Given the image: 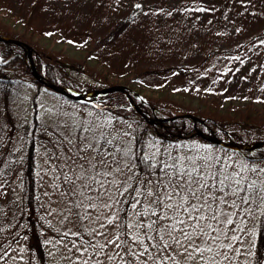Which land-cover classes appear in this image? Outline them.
<instances>
[{
    "label": "rangeland",
    "instance_id": "rangeland-1",
    "mask_svg": "<svg viewBox=\"0 0 264 264\" xmlns=\"http://www.w3.org/2000/svg\"><path fill=\"white\" fill-rule=\"evenodd\" d=\"M23 4L31 6V9L25 10L26 12L42 10L44 15L41 17H48L49 14L57 16L59 23L56 21V27L64 26L66 30L57 31L49 38L40 39L39 43L45 48L62 52L77 61L85 58L86 47H92L91 41L87 45H81L83 42L81 33L88 28L92 30L93 35L97 34L99 37L113 40L127 27L138 43L148 39L151 44H159L167 50L168 53H163L154 48L149 59L142 61L129 57V54L126 72L130 69L134 70L135 68L132 67L135 65L143 67L172 63L183 68L184 75H174L169 80L149 78L143 81L129 79L128 75L129 77L119 78L117 83L110 85L126 87L130 91L131 102L143 115L152 119L151 123L160 122L163 114L148 106L141 97L144 94L152 98L157 96L162 102L172 103L175 107L184 110V113L180 114H190L188 110L209 109L215 100L223 108L233 103L241 107L250 105L251 108L261 111L264 106L262 105L264 104V0H0L2 28L10 27L16 33L24 31L22 25L14 23V17L10 18L12 15L10 12H13L10 7L16 6L15 11L18 13L19 10L22 13ZM52 5L63 11L53 12L56 8ZM33 15L38 17L40 13L33 12ZM256 34H260L261 38L254 40ZM127 35L126 33V37ZM66 39L73 41L66 42ZM64 41L66 43H63ZM211 48H217L218 52L206 56ZM94 55L99 62L90 61L89 69L84 70L85 73L74 72L72 75L78 80L94 83L88 76L93 74V71L97 72L98 76H103V72L112 73L108 66V68L104 66L102 56ZM95 65H98L97 68ZM110 80L115 79L111 76ZM157 86L159 88H155ZM106 87H96L86 92L69 89L87 93ZM52 91L46 86L40 88L33 85L22 86L13 102L14 119L17 128H22V134L17 129L13 130L15 135L10 148L18 152L15 153V161L19 164L21 162L19 157L21 154L23 156L25 148L24 128L35 116L39 124L44 127L38 130L42 137L37 139L36 147V215L34 216L37 222H40V227L42 226L43 235H41L46 238L49 264H68V260L65 259L68 255L65 248L57 243L62 239L63 231L71 227L67 223H61L62 213L66 214L67 202V197L63 196L62 192L68 187L62 179L57 178L61 176L62 171H68L65 167L64 155L68 145L61 141L70 132L74 139L75 128L72 126L83 125L84 128L91 126L94 130L103 131L108 139L115 137L116 147L131 149L134 126L127 122L122 123L120 116L115 118L112 115L97 113L89 105L107 95L93 101L78 102ZM125 99L130 104L126 97ZM114 110L117 111L116 108ZM187 119L194 122L197 131L204 134L213 132L217 136L218 128L212 130L204 123ZM178 135L184 137L181 133ZM159 136H163V133ZM221 139L226 140L229 137H221ZM146 151V155L155 153L157 156L161 153L195 155L198 152L199 155L211 154L221 158L229 165L238 166L247 163L250 166L264 167L263 156L257 155L258 160L250 164L242 156L228 152L223 147L215 148L200 144L196 140L182 141L176 146L153 140ZM10 175L12 177L8 182L11 188L6 192L8 195L5 202L4 198L0 202V211L5 212L4 226L7 230L5 224L9 223L11 227L14 223L12 214L22 211L21 178L19 180L15 172H11ZM246 175L250 180L256 179L258 183L264 180V174L247 173ZM4 180L6 179L1 177V183ZM77 190L79 191L78 185ZM244 207L246 210L233 217L236 221L234 227L237 228L235 235L239 237L233 247L239 248L240 252L229 250L232 259L225 261L224 264L250 263L251 245L263 205L257 206L254 202ZM95 215L96 212H93V216ZM90 227H98V225L92 224ZM24 241L25 236H22L4 264L27 263L28 252Z\"/></svg>",
    "mask_w": 264,
    "mask_h": 264
},
{
    "label": "snow or ice",
    "instance_id": "snow-or-ice-1",
    "mask_svg": "<svg viewBox=\"0 0 264 264\" xmlns=\"http://www.w3.org/2000/svg\"><path fill=\"white\" fill-rule=\"evenodd\" d=\"M72 127L75 138L61 141L68 171L57 177L68 185L61 223L71 227L57 241L68 264H224L240 252L233 217L264 205V180L246 175L264 167L198 152L137 155L99 129Z\"/></svg>",
    "mask_w": 264,
    "mask_h": 264
},
{
    "label": "trees",
    "instance_id": "trees-1",
    "mask_svg": "<svg viewBox=\"0 0 264 264\" xmlns=\"http://www.w3.org/2000/svg\"><path fill=\"white\" fill-rule=\"evenodd\" d=\"M53 7L56 8L55 6ZM10 9L13 11L10 12L12 14L10 18L14 17V23L22 25L24 31L16 33L10 27L2 28L0 24V35L14 37L28 45L36 72L54 85L86 92L96 87L113 85L117 83V79L128 75L130 76L129 79L138 81L149 80V78L169 80L174 75H184V69L172 63L166 65H145L143 67L135 65L132 67L135 68L134 70L130 69L126 72L129 54V57L142 61L146 58L149 59L154 48L163 51V53H168L159 44L153 45L148 42V39L138 43L134 40L132 31L127 27L113 40H109L107 37H99L97 34L93 35L90 28L83 32L81 30L83 40L81 45H87L91 41L92 47L85 48L86 55L81 61L74 60L62 52H55L53 49L45 48L39 43L40 39L49 38L51 35H55L57 31L65 29L64 26L56 27V15L49 14L47 15L48 17H41V15H44L41 12L42 10L30 11L31 13L26 12L25 10L31 9V6L25 4H23L22 13L19 10L18 13L15 11L16 6L10 7ZM56 11L59 13L63 9L57 7L53 12ZM33 12L34 14L40 13V15L36 17ZM1 18L3 19L2 15H0ZM57 22L59 23V20ZM68 30L72 29L68 28ZM126 33L128 34L127 37ZM260 36V34H256L254 40L261 38ZM71 41L73 40L66 39V42ZM66 42L64 41L63 43ZM215 52H218V49L211 48L206 53V56L215 55ZM94 54L102 56V60L106 64L104 66H108L112 73L103 72V76H98L97 72L92 70L93 74L88 76L94 83L78 80L72 73H85L86 71L84 72V70L89 69L90 61L99 62ZM28 65L29 61L21 46L0 42V202L3 201L2 198H4L5 202L8 195L6 192L11 188L8 182L12 177L10 175L11 172H15V176L19 180L21 178L20 195L22 198V211L18 214H12L13 226L10 227L9 223L5 224L8 230L4 226L5 212L0 211V264L5 263L8 255L14 250L16 244L20 242L22 236H25L24 244L28 252L26 264H49L46 238L42 236V226L40 227V222L38 223L34 216L36 215V147L37 139L42 137L38 130L44 127L39 124L35 116L32 117L31 123L24 128L25 130L23 129L25 148L23 156L21 154L19 157L21 159L19 164H16L15 161V153L17 151L10 148V143L15 135L13 130L17 129L22 134V128H17L13 115L14 99L18 96L23 85H33L38 88L44 87L34 78ZM97 66L95 65V68ZM111 76L115 80L111 81ZM144 87L150 88L149 86ZM48 90L52 91L49 88ZM141 97L148 106H152L163 114V120L154 123L148 122L119 92L111 93L89 105L97 113L112 115L115 118L120 116L122 123L127 122L134 126L131 137V150L137 155H146L147 146L153 140L171 146H176L186 140H196L200 144L218 147L203 138L192 136L196 129L195 124L189 119L181 117L183 114L180 113H184V110L175 107L172 103L160 101L157 96L152 98L144 94ZM114 108L117 109L116 112ZM188 111L190 114L200 118L204 125L210 129L215 130L218 128L217 136L220 138L231 137L234 142L240 144L264 141V106L261 111L251 108L250 105L241 107L233 103L223 108L215 100L213 106L209 109ZM149 112H151V109H149ZM160 133H163V136H159ZM178 133H181L184 137L178 136ZM225 150L242 156L248 163L257 161V155L264 157V147L240 152ZM1 177L6 179L2 183ZM6 205L7 207L9 206V201L6 202ZM251 248L249 264H261V261H264V205L258 219L256 234Z\"/></svg>",
    "mask_w": 264,
    "mask_h": 264
},
{
    "label": "water",
    "instance_id": "water-1",
    "mask_svg": "<svg viewBox=\"0 0 264 264\" xmlns=\"http://www.w3.org/2000/svg\"><path fill=\"white\" fill-rule=\"evenodd\" d=\"M0 42H7V43H11V44L21 46L25 50V54H26L27 59L29 61V70L32 73V75L34 76V78L40 84L50 88L51 90H53L54 92L64 96L65 98H67L69 100H73V101L87 102V101H93V100L100 99L101 97L106 96L110 93L119 92V93H122L130 101L131 106L133 108H135V110L140 115H142L148 122H152V119L143 115L137 109V107L134 105V103L131 102L130 91L126 87L110 86V87L102 88L100 90H93V91L87 92V93H80V92H76V91L69 89V88L54 85L49 80H47L46 78L39 76L38 73L36 72L33 61H32V57H31V50H30V47L28 45L24 44L23 42H21L17 39H13V38L3 36V35H0ZM181 117L191 118L194 121H198V122L202 123V121L200 119H198L192 115H189V114L182 115ZM194 135L200 136L201 138L206 139L212 143H215L221 147H224V148H227L230 150H234V151L251 150V149H256L259 147H264V142H257L254 144H247V145L238 144V143H235L232 139H226V140L220 139V138L216 137L213 132H210V134H204L200 131H196L194 133Z\"/></svg>",
    "mask_w": 264,
    "mask_h": 264
},
{
    "label": "bare ground",
    "instance_id": "bare-ground-1",
    "mask_svg": "<svg viewBox=\"0 0 264 264\" xmlns=\"http://www.w3.org/2000/svg\"><path fill=\"white\" fill-rule=\"evenodd\" d=\"M196 137H200V136H196ZM201 138V137H200Z\"/></svg>",
    "mask_w": 264,
    "mask_h": 264
}]
</instances>
